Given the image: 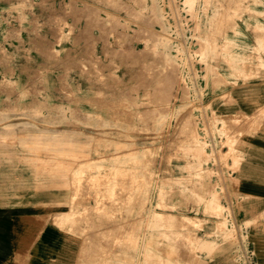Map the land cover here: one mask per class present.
I'll use <instances>...</instances> for the list:
<instances>
[{"label": "rangeland", "instance_id": "obj_1", "mask_svg": "<svg viewBox=\"0 0 264 264\" xmlns=\"http://www.w3.org/2000/svg\"><path fill=\"white\" fill-rule=\"evenodd\" d=\"M166 2L172 10L176 1ZM181 2V24L165 25L161 0H0V123L76 127L90 138L75 155L39 150L34 166L28 148L0 149V264H26L40 225L63 209L36 201L6 213L4 203L16 191L66 189L65 178L69 193L78 187L75 214L55 225L83 240L81 264H206V250L226 258L224 240L244 264L240 238L253 231L239 236L226 216H264L240 205L252 196L244 170L264 137V96L239 109L228 87L264 77V0Z\"/></svg>", "mask_w": 264, "mask_h": 264}, {"label": "crops", "instance_id": "obj_2", "mask_svg": "<svg viewBox=\"0 0 264 264\" xmlns=\"http://www.w3.org/2000/svg\"><path fill=\"white\" fill-rule=\"evenodd\" d=\"M40 14L41 13H37V15ZM245 31H247L249 35L247 39L253 42L254 36L252 30L248 31L246 27ZM46 33L48 34L47 38L50 39V41L53 40L57 33L55 25L47 27ZM228 88L237 107L239 109H244L243 107L247 104L264 96V77H259L247 82L242 80L239 81V83L230 85ZM73 110L76 111L74 108ZM90 114L91 112H86V115ZM99 116L102 123L110 122L104 118L102 114H99ZM260 131L264 132V128L260 129L259 132ZM258 137L260 143L256 150V154L252 158L253 165L250 170L248 167L244 170L246 173H250L247 178H244V181L252 196H245L240 201L242 207H249L247 209L245 208L247 211H250L255 204V215L264 213V137L263 135ZM84 138L86 141L90 139L86 132L84 133V131L76 127L67 128L55 125L41 126L37 124H18L14 122L0 123V149L4 150L6 147L15 146H19L22 149L28 148V152L23 155V157L26 159L27 163L32 166L38 164L37 152L39 150L59 153L62 151L55 147H66L71 155L82 153L84 150L81 148V140ZM89 159H86V161L84 160V164L87 163ZM76 170L81 171L82 169L76 167ZM66 180L65 178V184L63 185L66 189L63 190H53L54 188H51V190H31L30 193L16 191L14 192L16 201L14 203H4L3 211L6 213H19L22 207H31V205L37 201L40 204L54 203L61 205L63 209H60L59 213L55 216L57 218L65 217L72 213L75 214L74 210H70V206L73 204L78 187L76 186V191L69 193ZM66 205L69 207H66ZM261 215L262 214H260V216H237L238 220L242 222L249 220V222L254 224V228L248 225L247 232L250 233L253 231L254 234V236L249 239V247L254 252L256 264H264V216ZM57 218L53 219L54 221L52 220L53 223H42L40 225V228H44L40 235L34 238L30 243V247L28 248L29 258L26 264H81V253L84 251L81 245L83 240L78 242L76 236L55 225ZM2 237H5V234L0 235V252L4 254L6 248L4 247L5 240H3ZM226 243V240L218 243V250L220 252L229 251L227 252L226 258L219 255L213 256V254L211 255V251L206 250V254L203 255V257L206 258V264H239V262L233 258L231 248L225 247ZM208 244L209 243L204 239L198 241V245L200 246H206ZM112 249H114L112 250L114 253H117V248L113 247ZM127 253L133 254V251L127 250ZM79 255L80 261L78 260ZM130 256L132 257V255ZM130 256L127 255V262L131 259ZM202 263L203 259L198 257L196 259V264ZM85 264H87L86 261Z\"/></svg>", "mask_w": 264, "mask_h": 264}, {"label": "built area", "instance_id": "obj_3", "mask_svg": "<svg viewBox=\"0 0 264 264\" xmlns=\"http://www.w3.org/2000/svg\"><path fill=\"white\" fill-rule=\"evenodd\" d=\"M166 1H169V0H161V3L164 5V7H163V5H162V7L165 8V6H167V9H168L163 14V23L165 25L166 24L168 25L169 23L167 21H170V19L173 18L175 22L178 21L177 23L181 24V21H179V20H180V17L182 16L181 14L183 13V11H181V10L184 7V5H182L181 0H175L176 2H172V4L174 3V8L172 10H171V7L168 6L169 4L166 5V3H168ZM172 4H171V6H172ZM174 9H177L179 11L180 15ZM173 14L175 17H173ZM170 28H172V27H170ZM118 37H120V36H116V38H114L112 40L114 45H116L115 43L117 42ZM174 37L175 36H173V38ZM101 55H102V52H101ZM190 91H192L191 88H190ZM197 104H200V105L204 104L205 105V102L200 101ZM195 117H196V122H198V130H199V133L201 134V136L205 137L206 133L207 134L211 133L210 120L205 117V114H203V110H200V113L198 111L196 113ZM221 138L222 137L219 134H217L215 136V141H216V143L214 144L215 147L216 146L217 147L218 146H221V147L224 146V144L220 143ZM210 165L214 166L211 163H210ZM221 171L228 173V174L234 173V170H232L230 167H227V166H221ZM226 218L228 220L227 223L229 225V228H231L233 225L236 226V224H237L238 230L240 231L239 236H241V234H245V235L247 234V226L242 221L237 223L234 216H226ZM240 240H241L240 241L241 249L238 250L237 258L240 261H243L244 264H256V262L254 260V252L249 247V241L244 242L243 238H240Z\"/></svg>", "mask_w": 264, "mask_h": 264}]
</instances>
